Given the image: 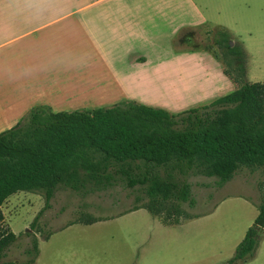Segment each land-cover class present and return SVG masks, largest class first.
Returning <instances> with one entry per match:
<instances>
[{
	"label": "rangeland",
	"instance_id": "374dc122",
	"mask_svg": "<svg viewBox=\"0 0 264 264\" xmlns=\"http://www.w3.org/2000/svg\"><path fill=\"white\" fill-rule=\"evenodd\" d=\"M61 1L0 0L7 4L38 3L39 12L43 13L35 18L38 21L56 17L60 10L47 11L43 7L46 3ZM207 3L199 9L208 21L204 26L194 27L197 18L194 10L180 11L179 16L160 21L157 26H135V38H146L148 44L132 41L127 49L123 40L114 43L118 67L126 70L129 79L125 93L119 94L114 104L134 101L177 115L209 105L233 92L238 85L223 73L224 67L215 57L219 52L214 44L217 27L227 29L234 42H239L245 50L246 81L264 82V0H208ZM167 24L175 30L170 38ZM35 28L42 27H21L24 31ZM95 28L110 31L113 27H91L88 31ZM154 38L159 39L155 41ZM83 75L73 74L71 79ZM93 80L99 90L85 95L104 97L108 90L103 84V76L89 73L84 81ZM58 82V76L53 78V83ZM67 86L72 90L73 83H64V87ZM82 92L88 93L89 89L82 88ZM156 171L164 176L162 168ZM180 179L181 176L175 175V180ZM187 181L191 184L195 206L189 208L182 204L191 219L180 218V223L174 226L163 225L143 208L132 210L136 204L147 203L138 186L128 189L117 185L84 199L60 186L50 201L51 207L43 212L35 228L32 223L44 206L43 196L31 192L13 194L4 202L1 211L4 227H8L17 240L2 261H28L30 256L25 251L34 234L44 238L52 234L53 229L84 214V218L113 221L102 223L96 233L90 232L94 234L95 249L87 247L84 251L81 245L79 264H230L235 242L253 224L260 188L264 187V170L242 167L221 188L214 177L189 175ZM110 216L113 217L106 219ZM80 236L86 240L87 235Z\"/></svg>",
	"mask_w": 264,
	"mask_h": 264
},
{
	"label": "trees",
	"instance_id": "16d2710c",
	"mask_svg": "<svg viewBox=\"0 0 264 264\" xmlns=\"http://www.w3.org/2000/svg\"><path fill=\"white\" fill-rule=\"evenodd\" d=\"M214 34L215 57L238 88L209 105L177 115L134 101L62 112L40 105L0 133V264H12L2 259L17 240L4 227L1 208L18 192L44 198L32 228L60 186L81 199L117 185L138 186L147 203L132 210L143 208L164 225H178L180 218L191 219L182 204L195 206L189 175L214 177L222 187L242 167L264 170V82L246 81L247 54L227 29L217 27ZM256 208L258 215L230 264L247 262L256 253L264 231V187ZM83 216L69 224L101 220ZM25 253L28 264L33 263L38 255L35 234Z\"/></svg>",
	"mask_w": 264,
	"mask_h": 264
},
{
	"label": "crops",
	"instance_id": "0c3cea01",
	"mask_svg": "<svg viewBox=\"0 0 264 264\" xmlns=\"http://www.w3.org/2000/svg\"><path fill=\"white\" fill-rule=\"evenodd\" d=\"M207 2L208 0H62L58 4L44 5L43 8L47 11L60 10L56 17L45 21L35 19L38 15H43L39 12L38 3L0 2V133L16 125L35 106H48L53 112H62L113 105L119 94L125 93V86L129 81L126 70L118 67L115 52L117 46L114 43L123 40L127 49L132 41L148 44L146 38H135V26H157L160 21L179 16L180 11L194 10L197 14L194 27L204 26L208 21L203 13H199V9L207 6ZM167 25V36L170 38L175 30L172 31L171 24ZM107 26L115 28L110 31L104 28L88 31L91 27ZM21 27L42 28L24 31ZM117 27L126 29L124 31ZM100 31L106 34L98 33ZM154 39L156 41L159 38ZM89 73L103 76V84L108 90L104 97L92 98L85 95L99 90L94 80L84 81ZM73 74L85 76L71 79ZM56 76L59 77L57 84L53 83ZM64 83H73L72 90L69 86L65 88ZM85 87L89 89L88 93L82 92ZM257 215L256 209L253 221ZM98 219L101 220L92 224L68 222L53 229L46 239L35 234L38 255L31 264H79L81 245L84 251H87V247L95 249L96 244L92 241L94 234L90 232L96 233L102 223L113 221ZM80 234L87 235V241H83ZM241 235L235 242V247L245 233ZM8 262L28 264V261L20 260ZM243 264H264V236L254 257Z\"/></svg>",
	"mask_w": 264,
	"mask_h": 264
},
{
	"label": "water",
	"instance_id": "95a60500",
	"mask_svg": "<svg viewBox=\"0 0 264 264\" xmlns=\"http://www.w3.org/2000/svg\"><path fill=\"white\" fill-rule=\"evenodd\" d=\"M259 237H263L264 236V231L260 234V235H258Z\"/></svg>",
	"mask_w": 264,
	"mask_h": 264
}]
</instances>
